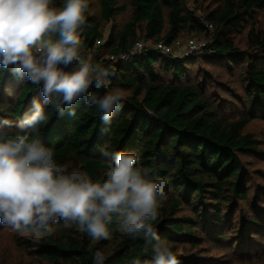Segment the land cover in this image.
Segmentation results:
<instances>
[{
  "label": "trees",
  "instance_id": "obj_1",
  "mask_svg": "<svg viewBox=\"0 0 264 264\" xmlns=\"http://www.w3.org/2000/svg\"><path fill=\"white\" fill-rule=\"evenodd\" d=\"M64 2L53 0V6L62 7ZM130 3V20L112 25L105 37L103 23L111 22L126 5L99 0L98 18L92 12L93 0H88L80 49L81 54L91 53L93 64L112 65L117 71L108 87L97 89L94 84L89 92L102 96L114 89L126 90L123 107L105 124L98 109L86 105L83 98L73 106L74 116L57 115L45 106L49 120L40 127V139L54 150L58 164L69 171L78 168L93 182L106 179L108 162L102 150L137 154V166L147 169L153 179L166 180L167 199L159 202L157 219L151 221L158 235L171 244L179 264H204L199 255L180 252L179 244L197 246L205 238L225 239V208L248 197L249 179L241 153L258 151V139L245 128L253 119L264 118V25L257 26L254 15L264 7V0H221L205 15L191 9L190 0ZM205 21L213 27L208 29ZM247 26V47L241 48L234 35ZM185 30L205 32L207 45L182 57L150 46L132 52L137 40L172 44ZM99 38L104 40L96 44ZM122 52L129 55L121 58ZM194 57L241 68L245 112L234 116L222 110L224 103L208 92L205 78L191 77L187 64ZM15 83L18 91L13 97L9 88ZM33 98L43 101L38 86L0 68V119L14 125ZM249 222L261 227L258 220ZM109 228V239L93 240L76 224L59 221L51 233H32L25 243L43 264H93L97 250L105 255V264H135L137 260L152 264L151 244L142 235L129 236L115 222ZM22 240L18 238L19 243Z\"/></svg>",
  "mask_w": 264,
  "mask_h": 264
},
{
  "label": "clouds",
  "instance_id": "obj_2",
  "mask_svg": "<svg viewBox=\"0 0 264 264\" xmlns=\"http://www.w3.org/2000/svg\"><path fill=\"white\" fill-rule=\"evenodd\" d=\"M88 7V0H65L59 8L53 0H0V68L38 86L43 98V103L33 98L14 128L11 120L0 119V224L42 236L63 221L93 240H107L115 222L124 233L142 235L151 244L152 264H179L151 223L159 202L167 199L164 178L153 179L137 166L135 153L102 150L106 179L93 182L78 168L69 171L58 164L54 150L40 139V127L49 120L45 106L74 116L73 106L83 98L105 124L123 107L120 89L102 96L89 92L94 84L108 87L117 71L81 55ZM105 259L97 250L93 264Z\"/></svg>",
  "mask_w": 264,
  "mask_h": 264
},
{
  "label": "rangeland",
  "instance_id": "obj_3",
  "mask_svg": "<svg viewBox=\"0 0 264 264\" xmlns=\"http://www.w3.org/2000/svg\"><path fill=\"white\" fill-rule=\"evenodd\" d=\"M220 1L199 0L196 3L194 0H190L189 6L196 10L198 15H205ZM118 3L126 5V8L116 15L111 22L103 23L105 37H107L112 25H122L131 18L130 0H118ZM92 12L100 18L99 0H93ZM254 15L256 25L263 26L264 7L257 9ZM247 32L248 26L241 34L234 35L236 43L241 48L247 47ZM193 36L209 39L205 32L185 30L172 44L176 48L179 46L178 42L183 45L188 38ZM144 41L148 43V40ZM134 45L135 42L132 49L137 50ZM81 55L91 57V53L87 52ZM187 67L193 79L195 77L205 78L209 87L208 92L215 95V100L224 103L222 110L234 116H239L245 112L247 95L243 74L239 66L230 65L228 67L224 62L207 59L196 60L194 57L193 61L187 64ZM25 80L21 81L25 82ZM17 89L16 83L9 88L12 90L13 97L18 91ZM126 92V90H122V93ZM245 131L251 132L258 139V151L241 153L243 166L249 179L248 197L245 200L237 201L234 206L225 208L226 238L214 241L205 238L202 242H198L197 246L189 243L179 244L180 252L199 255L204 264H264V118L257 117L250 121ZM253 220L260 221L261 227L249 222ZM20 237L23 238L21 243L18 241ZM30 237H33L31 232H17L0 224V264H43L25 243V238Z\"/></svg>",
  "mask_w": 264,
  "mask_h": 264
},
{
  "label": "built area",
  "instance_id": "obj_4",
  "mask_svg": "<svg viewBox=\"0 0 264 264\" xmlns=\"http://www.w3.org/2000/svg\"><path fill=\"white\" fill-rule=\"evenodd\" d=\"M205 26L208 29H211L213 27L211 22L205 21ZM104 38H99L96 41V44L102 43ZM208 39L206 38H197L195 36L190 37L186 40V42L183 45H180L178 42L177 44L179 45L178 47L174 48L173 44H168L164 41H152L148 40V43L144 40H137L135 41V49H132V52L135 51H141L143 48L150 46L155 49H158L159 51L165 53V54H170L175 57H182L185 55H189L192 53H197L207 45ZM129 54L122 52L119 54L121 58H126ZM111 58H116L117 56L115 54L110 55Z\"/></svg>",
  "mask_w": 264,
  "mask_h": 264
}]
</instances>
